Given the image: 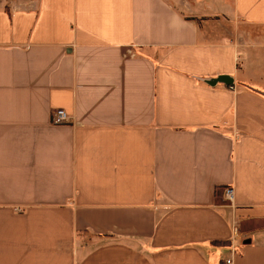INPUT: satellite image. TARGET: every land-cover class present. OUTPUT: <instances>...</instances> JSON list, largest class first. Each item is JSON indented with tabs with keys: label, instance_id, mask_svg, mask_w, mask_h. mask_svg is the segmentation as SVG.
Here are the masks:
<instances>
[{
	"label": "crops",
	"instance_id": "1",
	"mask_svg": "<svg viewBox=\"0 0 264 264\" xmlns=\"http://www.w3.org/2000/svg\"><path fill=\"white\" fill-rule=\"evenodd\" d=\"M233 247L264 264V0H0V264Z\"/></svg>",
	"mask_w": 264,
	"mask_h": 264
},
{
	"label": "built area",
	"instance_id": "2",
	"mask_svg": "<svg viewBox=\"0 0 264 264\" xmlns=\"http://www.w3.org/2000/svg\"><path fill=\"white\" fill-rule=\"evenodd\" d=\"M70 117L67 112L63 108L55 109L50 117V121L52 124H61L69 121ZM224 198L229 202L232 203L234 200V188L232 186H226L224 188ZM236 233L234 227V234ZM236 254V249L233 247L231 249V255L224 260V264H233V258Z\"/></svg>",
	"mask_w": 264,
	"mask_h": 264
},
{
	"label": "water",
	"instance_id": "3",
	"mask_svg": "<svg viewBox=\"0 0 264 264\" xmlns=\"http://www.w3.org/2000/svg\"><path fill=\"white\" fill-rule=\"evenodd\" d=\"M207 84L209 85H214L217 82H224L226 84L231 83L232 79L230 76H226V75H219L216 78H209V79H205L204 80ZM230 81V82H229Z\"/></svg>",
	"mask_w": 264,
	"mask_h": 264
}]
</instances>
